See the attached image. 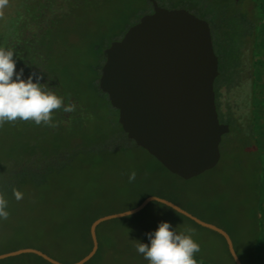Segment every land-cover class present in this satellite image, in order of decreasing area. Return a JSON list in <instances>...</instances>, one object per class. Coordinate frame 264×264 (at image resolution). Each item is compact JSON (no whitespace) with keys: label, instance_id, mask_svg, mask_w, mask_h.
Listing matches in <instances>:
<instances>
[{"label":"rangeland","instance_id":"obj_1","mask_svg":"<svg viewBox=\"0 0 264 264\" xmlns=\"http://www.w3.org/2000/svg\"><path fill=\"white\" fill-rule=\"evenodd\" d=\"M259 1L264 3V0ZM111 17L113 22L115 16ZM105 24L110 25L111 20L98 21L92 26L79 24L73 30L70 52L75 63L71 67L81 85L83 81L90 79L89 76L83 78L82 74L84 68L91 64L86 57L90 55V48L94 43L98 48L96 53L93 52L96 56L94 62L97 65L100 63L103 37L112 30H107L106 33L102 31ZM120 29L121 27L117 31ZM258 52L260 61L257 78L260 80L264 79V39L259 44ZM92 75L94 77L96 72H92ZM262 87L263 84L261 88L258 85L254 111L263 152L261 159L264 162ZM97 101L101 104L95 113L97 120L90 130L96 133L95 137L100 138V141L109 140V144L110 140L116 139V133L110 131L106 119L110 115L115 116V113L104 98H98ZM100 128L105 132L104 135L99 134ZM21 137L22 134L15 133L2 138L0 161L17 155L23 145ZM240 143L242 144L238 143L237 148L228 149V153H224L213 168L188 179L171 173L154 156L137 145L83 157L66 168L55 181H50L36 199L25 197L33 204L30 203L31 208H28L30 218L35 219L36 225L54 238V241L38 239L36 243L45 245L48 253L56 259L72 262L86 249V226L92 217L131 209L142 199L155 195L173 201L198 218L223 228L232 238L237 251L242 254L246 241L256 227L258 180L261 183L259 199L264 207V169L262 173L256 172L258 166L253 148L249 146L246 151L243 142ZM132 171L136 172V178L130 182L129 175ZM260 218L264 222V209ZM163 221L169 222L178 233L187 234L189 229L194 230L193 239L201 248L198 254L215 257L219 264H232L225 252L224 241L217 232L191 221L160 202L151 201L134 214L108 219L100 226V231L110 230L113 235L134 243L133 249L130 248L125 254V264H131L132 259L136 264H149L136 251L135 246L138 241L150 244L148 233H154ZM4 233L7 232L0 228V235ZM6 246L7 241H0V250ZM132 251L137 252L139 257L136 258L137 254L133 255ZM258 252L260 264H264V238L259 242ZM114 253L113 256L117 257L118 252ZM108 263L117 264L114 258ZM108 263H103L100 259L92 264Z\"/></svg>","mask_w":264,"mask_h":264},{"label":"water","instance_id":"obj_2","mask_svg":"<svg viewBox=\"0 0 264 264\" xmlns=\"http://www.w3.org/2000/svg\"><path fill=\"white\" fill-rule=\"evenodd\" d=\"M152 2L153 12L144 14L121 39L104 49L99 88L118 110V121L128 138L168 171L188 179L219 162L221 137L229 131L228 124L219 121L215 103L218 57L207 20L185 8L169 9ZM151 201L219 233L235 264H242L223 228L155 195L131 209L94 219L89 227L92 247L74 262H62L35 247L2 252L0 259L34 253L52 264H84L98 250L96 228L101 222L134 214Z\"/></svg>","mask_w":264,"mask_h":264},{"label":"flooded vegetation","instance_id":"obj_3","mask_svg":"<svg viewBox=\"0 0 264 264\" xmlns=\"http://www.w3.org/2000/svg\"><path fill=\"white\" fill-rule=\"evenodd\" d=\"M155 1L159 6L169 9L185 8L196 16L207 20L211 30L212 43L216 42L218 46L220 43L224 46L227 43L239 45L243 70L245 71L247 67L253 65V82L257 85L260 61L258 49L261 40L264 39L263 2L259 0ZM153 10L152 0H8L7 5L0 10L2 11V15H0V48L14 50L16 70L23 69V79L26 80L31 75L35 82L39 78L42 87L64 98L65 105L74 104L76 106L73 112H64L62 109L55 112L54 122L57 124L55 128L46 125L38 126L32 121L18 120L9 123L29 126L35 124L39 130L49 127L50 130L65 131V129H72L75 126L81 127L79 116L83 114H80L79 110L81 109L83 112L90 110V102L94 99L92 95L94 85L102 93H105L99 88L101 69L106 60L104 49L113 41L121 39L130 26L137 23L144 14L151 13ZM258 12L262 16L258 15ZM112 15L115 16L113 22ZM105 20H111V24H105L102 31L106 33L107 30H112L103 37L104 40L101 43L103 46L100 47L99 53L100 63L97 65L94 62L96 57L94 53H96V49L98 50L94 43L90 48V55L86 57L91 64L88 65V68H84L82 74L83 78L89 76L90 79L83 81L84 83L81 85L72 68L75 63L70 52L72 51L73 30L79 24L92 26L98 21ZM120 27V31H117ZM228 63H225L227 69ZM244 71L240 72L243 80L246 78L243 76L244 74L251 75L250 70ZM92 72H96L94 77ZM220 74L218 71L217 76ZM221 78L219 91L226 98V91L231 88V78H236V73L227 70L221 75ZM256 85L253 89L255 101L258 88ZM241 97H239L240 100ZM249 117L250 119L246 118L231 133L229 127V131L224 133L227 134L225 138H223L224 134L222 135L219 145L220 152L223 148L229 150L237 148L238 143L242 144L240 142H243L245 133L253 135V140L245 137L248 145L252 146V142L253 144L257 143L258 148L261 149L255 111H252Z\"/></svg>","mask_w":264,"mask_h":264},{"label":"trees","instance_id":"obj_4","mask_svg":"<svg viewBox=\"0 0 264 264\" xmlns=\"http://www.w3.org/2000/svg\"><path fill=\"white\" fill-rule=\"evenodd\" d=\"M258 15L262 16L260 12H258ZM213 46L219 59L218 71L221 73L214 80L216 109L219 121L228 124L231 133L235 131V127L238 124H242L246 118L250 119L249 116L252 114V111H254L253 107L255 106V100L253 98V89L256 85V83L253 82L254 67L252 65L251 67H247L245 69V71L250 70L251 75L244 74L243 76L246 78L243 80L241 78L242 76L240 72L244 71V68L241 65L239 45L227 43L224 46L222 43H220L218 46L216 42H213ZM226 62H229L228 69L225 66ZM227 70H230L232 73H236V78H231V88L226 91V98H224L223 94L219 91V88L221 86V75L224 74V72L226 73ZM262 84L263 87L260 90L261 92H263L264 89V79L258 80L256 85H260L261 88ZM92 95L94 99L90 102V110L85 112H83L81 109L79 110V113L83 114L79 116L80 124L82 123L81 127L75 126L72 129H65V131L59 129L50 130L49 127L39 130L35 124L29 126L27 124L19 125L16 123L11 124L9 122H5L3 126L0 127V141L5 135L15 133L23 135V137H21L23 145L18 151L17 155L6 157L0 161V193H3L8 200L7 211L10 213L8 219H0V228L7 232L0 235V241H7L8 243V246L0 250V253L20 247H35L52 256L50 253H48V248L45 245H38L36 241L38 239L54 241V238L53 236L47 234L42 227L37 226L35 219L30 218V211L28 208L32 204V201H30V204L29 200H26L25 197L27 198L28 196L32 200L36 199L39 195H41L40 192L47 188L50 181H55L66 168L79 161L83 157H88L93 154L97 155L116 149H126L129 145H136L132 139L127 138L126 133L122 130V127L118 122V110L110 105L106 94L102 93L98 87L94 85V93ZM239 97H241V100ZM98 98L99 100L104 98L108 106L115 113V116L110 115L106 119V123H108L110 126V131H114L116 133V139L110 140L109 144H107L109 140L100 141V138L98 139L95 137L96 133L93 130H90L93 123H95L97 120L95 113L97 107H99V104H101L97 101ZM99 134H105L102 128L99 129ZM226 136L227 134H224L223 138ZM246 136L252 139L253 135L245 133L243 136V144L245 145V150L247 151L249 149V145L245 141ZM41 140L43 141L40 142ZM100 142L105 143L102 144ZM251 147L253 148L252 151L256 155L258 166L256 167V172L262 173L264 169V162L261 159L263 157V152L260 147L258 148L257 143L253 144L252 142ZM224 153H228L227 148L221 149V157ZM13 189H17L22 192L23 198L17 200L13 194ZM260 189L261 183L260 180H258L256 185L258 206L255 217V230L246 241L245 251L242 254H240L235 248L242 264H260L258 246L260 240L264 238V222H262L260 218V213L264 207L261 203V200L259 199ZM174 211L177 212L176 210ZM99 216L101 215H95L87 222V246L83 253L74 259V261L81 258L91 249L92 241L89 227L91 222ZM103 222H101L96 228L98 250L95 255L84 264H92L94 261L100 259H102L103 263H108L110 262L111 258H114V261L117 264H125V254L130 248L134 246V243L122 238L119 235H113L110 230L101 232L100 226L104 224ZM221 238L224 241L226 254L231 260V263L235 264L228 250L225 239L222 236ZM114 252H118L120 255L116 253L117 257H114ZM132 252L133 255L137 254L135 251ZM138 255L139 254L136 255V258L139 257ZM194 258L196 259L197 264H219L218 260L212 256L204 257V255L196 254ZM130 262L132 264L133 259ZM0 264L52 263L48 262L37 254L23 253L5 259H0Z\"/></svg>","mask_w":264,"mask_h":264},{"label":"clouds","instance_id":"obj_5","mask_svg":"<svg viewBox=\"0 0 264 264\" xmlns=\"http://www.w3.org/2000/svg\"><path fill=\"white\" fill-rule=\"evenodd\" d=\"M7 3L8 0H0V10ZM22 77L23 69L16 70L14 50L0 48V127L5 122L19 120L55 128L56 111L61 109L64 112L75 111L74 104L65 105L63 97L42 87L39 78L34 82L31 75L26 80ZM135 178L136 172L132 171L129 181H134ZM13 194L17 200L23 198V193L17 189H13ZM7 208L8 200L0 193V219H8L10 213ZM193 235L192 229H189L187 234L178 233L169 222L163 221L154 233H148L150 244L138 241L135 247L149 264H197L194 256L201 248L193 239Z\"/></svg>","mask_w":264,"mask_h":264}]
</instances>
